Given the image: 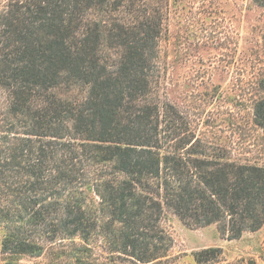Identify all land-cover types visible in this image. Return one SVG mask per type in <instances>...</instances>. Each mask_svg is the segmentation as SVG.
<instances>
[{
  "label": "trees",
  "instance_id": "16d2710c",
  "mask_svg": "<svg viewBox=\"0 0 264 264\" xmlns=\"http://www.w3.org/2000/svg\"><path fill=\"white\" fill-rule=\"evenodd\" d=\"M164 2L1 8L0 252L87 242L107 216L125 251L152 261L164 255L159 241L173 243L160 226L167 211L231 239L264 224V166L210 147L155 94ZM255 118L264 126V98Z\"/></svg>",
  "mask_w": 264,
  "mask_h": 264
},
{
  "label": "rangeland",
  "instance_id": "374dc122",
  "mask_svg": "<svg viewBox=\"0 0 264 264\" xmlns=\"http://www.w3.org/2000/svg\"><path fill=\"white\" fill-rule=\"evenodd\" d=\"M7 1L0 0V10ZM162 4L156 96L175 106L180 126L210 147L264 166V126L255 118V104L264 98V6L254 0ZM61 93L70 95L67 88ZM102 223L87 242L48 240L39 256L0 252V264H264V224L231 239L216 223L190 226L167 211L160 226L163 235L172 236V246L166 249L168 242L159 241L164 255L142 261L125 251L124 238L107 216ZM3 235L0 225V240Z\"/></svg>",
  "mask_w": 264,
  "mask_h": 264
}]
</instances>
